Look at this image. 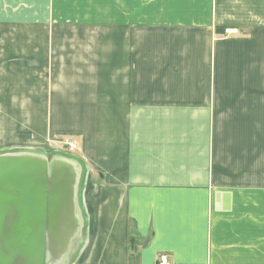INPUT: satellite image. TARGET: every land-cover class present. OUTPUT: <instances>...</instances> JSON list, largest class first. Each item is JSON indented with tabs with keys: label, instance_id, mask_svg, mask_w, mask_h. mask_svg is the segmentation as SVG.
Instances as JSON below:
<instances>
[{
	"label": "crops",
	"instance_id": "obj_1",
	"mask_svg": "<svg viewBox=\"0 0 264 264\" xmlns=\"http://www.w3.org/2000/svg\"><path fill=\"white\" fill-rule=\"evenodd\" d=\"M0 29V152L81 165L71 264H264V0H0Z\"/></svg>",
	"mask_w": 264,
	"mask_h": 264
},
{
	"label": "water",
	"instance_id": "obj_2",
	"mask_svg": "<svg viewBox=\"0 0 264 264\" xmlns=\"http://www.w3.org/2000/svg\"><path fill=\"white\" fill-rule=\"evenodd\" d=\"M81 178L70 155L0 152V264L72 263L83 236Z\"/></svg>",
	"mask_w": 264,
	"mask_h": 264
},
{
	"label": "built area",
	"instance_id": "obj_3",
	"mask_svg": "<svg viewBox=\"0 0 264 264\" xmlns=\"http://www.w3.org/2000/svg\"><path fill=\"white\" fill-rule=\"evenodd\" d=\"M225 35H233L238 33V29H225ZM59 146L62 147L67 153H75L78 149V141L74 137L64 136L59 141ZM156 264H172L169 257L161 255L158 257Z\"/></svg>",
	"mask_w": 264,
	"mask_h": 264
},
{
	"label": "rangeland",
	"instance_id": "obj_4",
	"mask_svg": "<svg viewBox=\"0 0 264 264\" xmlns=\"http://www.w3.org/2000/svg\"><path fill=\"white\" fill-rule=\"evenodd\" d=\"M1 30V29H0ZM7 32H9V31H6V32H0V35L1 34H6ZM224 35H225V33H224ZM59 46H61V47H67V46H70V45H59Z\"/></svg>",
	"mask_w": 264,
	"mask_h": 264
}]
</instances>
